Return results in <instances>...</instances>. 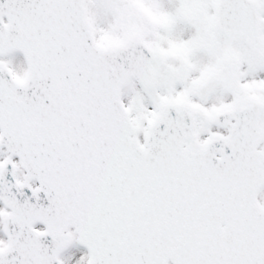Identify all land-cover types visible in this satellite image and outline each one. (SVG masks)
<instances>
[{
	"label": "snow or ice",
	"instance_id": "snow-or-ice-1",
	"mask_svg": "<svg viewBox=\"0 0 264 264\" xmlns=\"http://www.w3.org/2000/svg\"><path fill=\"white\" fill-rule=\"evenodd\" d=\"M0 264H264V0H0Z\"/></svg>",
	"mask_w": 264,
	"mask_h": 264
}]
</instances>
